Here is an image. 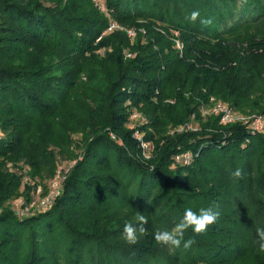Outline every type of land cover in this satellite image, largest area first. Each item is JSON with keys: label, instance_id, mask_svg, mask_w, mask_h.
I'll return each mask as SVG.
<instances>
[{"label": "trees", "instance_id": "16d2710c", "mask_svg": "<svg viewBox=\"0 0 264 264\" xmlns=\"http://www.w3.org/2000/svg\"><path fill=\"white\" fill-rule=\"evenodd\" d=\"M98 1L106 12L0 0V264H246L264 227V59L235 36L264 20V0ZM196 10L211 25L186 18ZM215 103L263 129L204 115ZM68 162L52 207L20 219L15 205ZM217 206L207 231L185 232L190 248L154 240L185 209ZM137 211L146 233L129 245Z\"/></svg>", "mask_w": 264, "mask_h": 264}, {"label": "clouds", "instance_id": "9594fccd", "mask_svg": "<svg viewBox=\"0 0 264 264\" xmlns=\"http://www.w3.org/2000/svg\"><path fill=\"white\" fill-rule=\"evenodd\" d=\"M191 22L195 23L198 19L202 26L211 25L212 21L209 18H201L198 10L193 11L186 17ZM231 176L233 179L239 180L243 176V170L241 168L235 169ZM220 217V211L217 207H202L199 211H194L192 208L185 209L182 218L175 225L172 230H160L157 229L154 232V240L157 244L172 246L180 248L183 244L185 249L190 248L194 243V239L184 240L185 232L191 228L196 234H201L207 231L209 226L217 222ZM136 223L132 221L125 222L123 228L122 238L129 244L135 245L138 242V234L144 235L146 229L144 225L148 223L147 217L144 213L137 211L135 216ZM258 250L264 252V227L256 228Z\"/></svg>", "mask_w": 264, "mask_h": 264}, {"label": "built area", "instance_id": "2783aa9c", "mask_svg": "<svg viewBox=\"0 0 264 264\" xmlns=\"http://www.w3.org/2000/svg\"><path fill=\"white\" fill-rule=\"evenodd\" d=\"M94 1L97 3L98 8L101 11L106 12L104 5H102L98 0H94ZM115 28H117V26L115 24L111 25L110 28L108 29V32L113 31V29H115ZM127 33H129L131 36L135 35V32L133 30L127 31ZM177 48L180 51H182L183 45L181 43H178ZM211 101L214 102V99H212ZM203 112H204L203 113L204 115L213 114L215 116H220L221 122L223 124H231V123H235V122H241L244 125L249 126L251 129H253V131L260 132L263 129V119L261 117H259V116H249V117L242 116L241 114L234 112V110H232L229 106L222 104V103H215V105L210 110H204ZM133 117H134V119L139 118L138 115H134ZM184 128L185 127H180L178 129V132L183 131ZM188 128L192 129V126L189 125ZM136 136L138 137L137 134H136ZM143 146H145V145H143ZM176 160L178 162H183L184 164H189L191 161V155H190V153L177 155ZM68 172H69V170L66 167L62 168V170L57 172L56 178L52 183L51 191L48 193V195L46 197H43L42 199L39 200V208L37 211H46L52 207L55 200L61 194L63 183L66 180ZM23 205H24V203H22V201H19L18 209L16 211V215L18 217H21V218H26L27 216H25L26 214L24 212V209H26L28 207H25V205L23 207ZM35 205H36V203H33L32 206L34 207ZM29 207H31V206H29ZM34 213H37V212H33L32 214H34Z\"/></svg>", "mask_w": 264, "mask_h": 264}, {"label": "rangeland", "instance_id": "374dc122", "mask_svg": "<svg viewBox=\"0 0 264 264\" xmlns=\"http://www.w3.org/2000/svg\"><path fill=\"white\" fill-rule=\"evenodd\" d=\"M127 34H128V37L131 40L133 38H135V36H136V35L131 36L129 33H127ZM246 36H248V37L253 36V37H255L257 39L256 40L257 41V44H260V43L263 44L262 45V48H261L262 50H258V53L261 54L260 57L262 59H264V20L258 22V24L254 25L252 27L246 28L240 34H238L237 36H235V38L238 41H240L242 39L248 38ZM229 38L232 39V37H229ZM242 116H244V115H242ZM246 117H249V116H246ZM137 122H139V121H137ZM65 165H66L65 167L70 172L71 169L74 166V163L68 162ZM55 178H56V175H55V177H53V181L55 180ZM263 180H264V178H263ZM53 181L49 184L48 189H47V192H45V189H44L43 186H39L37 188L36 193H35L37 195L36 202L35 201H32V202L27 203V204L24 203L25 207H28V208L24 209V212L26 214L25 216H27V217L26 218H21L20 217V219H27V218L33 216V214H32L33 212H37V210L39 208V200L42 199L43 197H46L48 195V193L51 191ZM262 185L264 186V183ZM261 199L264 200V198H261ZM261 199L259 201V204H256V202L253 201L254 203L252 202V205L255 206V208H262V207H264V204L261 202ZM33 203H36V205L34 207L32 206ZM29 206H31V207H29ZM17 209H18V206L15 205V207H14L15 213H16ZM35 214H37V213H34V215ZM262 225H264V217H263ZM262 259H264V252H260L259 250H257L255 253H253V254L250 253L249 255H247V258L245 259V263L246 264H260V262H261Z\"/></svg>", "mask_w": 264, "mask_h": 264}]
</instances>
